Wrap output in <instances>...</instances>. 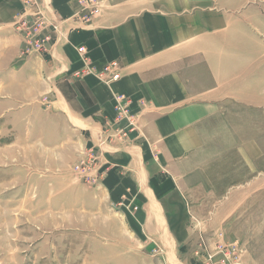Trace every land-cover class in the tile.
I'll use <instances>...</instances> for the list:
<instances>
[{
	"label": "crops",
	"instance_id": "obj_1",
	"mask_svg": "<svg viewBox=\"0 0 264 264\" xmlns=\"http://www.w3.org/2000/svg\"><path fill=\"white\" fill-rule=\"evenodd\" d=\"M38 1L57 29L43 55L24 53L20 1L0 0V135L13 134L0 158L7 146L15 164L70 182L93 148L99 183L66 187L77 228L128 264H190L194 224L225 227L260 181L261 141L245 128L264 114V0H96L88 19V0ZM120 98L135 127L112 141Z\"/></svg>",
	"mask_w": 264,
	"mask_h": 264
},
{
	"label": "rangeland",
	"instance_id": "obj_2",
	"mask_svg": "<svg viewBox=\"0 0 264 264\" xmlns=\"http://www.w3.org/2000/svg\"><path fill=\"white\" fill-rule=\"evenodd\" d=\"M19 1L23 6L22 0ZM27 9L21 8L14 19V27L21 37L20 31L26 27L23 23L20 24L23 13L25 11L27 15L28 12L30 15L33 13L32 9ZM41 13L43 14V7ZM45 20L48 23L46 18ZM37 27L39 36H50L52 33L46 26ZM38 35H32V40L37 41ZM259 39L264 49L263 35L259 36ZM48 44L45 46L46 52ZM110 124L116 125L115 122ZM125 125L123 128L128 131V122ZM115 128L116 126L113 127V135L108 137L112 138V141L124 137L123 134H118ZM251 130L261 141V150L264 153L263 113L260 126H257L256 122L254 127L246 124V138ZM129 132L124 134L125 137ZM3 136L0 135V144L7 145L11 142L13 134ZM4 151L9 153V158L6 155L5 159L10 161L3 162L5 161L3 157L0 158V264H128V257H125V254L117 259L116 252L119 249L124 251L122 247H111L105 238L93 239L92 230L83 229L85 226L78 229L79 223L77 218L74 219L76 214L71 212L72 209L77 210L78 197L70 196L66 187L77 182L90 186L98 184L99 175L104 172L103 169L99 173L98 169L105 168L100 164V154L93 148L88 149V159L74 166L72 169L74 175L70 177V182H64L59 177H56L55 181L42 179L39 174L43 175V172L35 167L26 163L15 164L11 159L13 149L8 150L5 146ZM260 162L262 168L259 183L256 182L255 188L250 186L246 189L243 205L240 200H237V203L235 200L239 207L230 214L228 224L223 228L210 230L211 233L206 235L200 224L195 223L193 227L199 239L197 238L190 251L192 254L186 252L187 246L180 251L182 260L186 262L188 260L190 264H210L208 254L217 250L212 263L264 264V155ZM245 176L248 186L251 182L246 181L249 178L247 169ZM68 209L69 212H66ZM218 240L220 245L215 243ZM156 247V251H162Z\"/></svg>",
	"mask_w": 264,
	"mask_h": 264
},
{
	"label": "built area",
	"instance_id": "obj_3",
	"mask_svg": "<svg viewBox=\"0 0 264 264\" xmlns=\"http://www.w3.org/2000/svg\"><path fill=\"white\" fill-rule=\"evenodd\" d=\"M88 2L91 4V7L88 12V15H86L84 19H88L92 16H95L96 14H98V11H99L96 0H88ZM22 4H23L22 10H25V8L33 10V13L31 15L29 12L27 15L26 14L27 11H25L23 13L22 20L20 21V24L23 23V26H26L23 31H20L22 33V39L25 43L24 53L26 54H30V53L42 54L43 52L46 53L45 46L46 44L50 43V41L52 40V36L51 34L50 36L48 35H45L44 37L39 36L37 34V29H38L37 26L38 25H41L43 27L46 26L50 29V32H56L57 31L56 25L49 21L47 23L43 14L41 13V8L43 7V5H41V3L38 0H22ZM32 35L33 36L38 35L39 36L38 40L37 41L32 40L33 38ZM27 41H30V42L27 43ZM36 46L37 48L35 49ZM79 50L82 54L85 53L84 46H80ZM115 65H116L115 63H110L106 65L103 69V72L105 74L110 75L109 78L106 80L107 82L111 80H116L119 76V74L115 70H113ZM122 119L128 122V131H130L132 128L135 127L134 116L130 113L129 109L126 106H124L123 100L122 98H120V102L116 108V115L114 118V122L117 124ZM123 127H120V128L116 127L115 130L118 134H123V136H125L124 134L127 133L128 131L127 129H124ZM85 159H88L87 155ZM85 159L82 160L81 162H84ZM215 243L220 245V240L216 241ZM216 253H217V250L214 253L208 254V259H210V262H211L210 264H218L216 262L212 263L213 261L212 259Z\"/></svg>",
	"mask_w": 264,
	"mask_h": 264
}]
</instances>
